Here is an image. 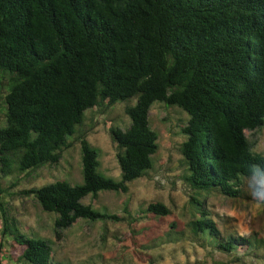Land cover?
<instances>
[{
	"label": "trees",
	"instance_id": "1",
	"mask_svg": "<svg viewBox=\"0 0 264 264\" xmlns=\"http://www.w3.org/2000/svg\"><path fill=\"white\" fill-rule=\"evenodd\" d=\"M127 100H136L126 107L130 125L109 128L119 151L117 180L100 171L84 126L87 111L106 113ZM0 101L2 175L57 166L74 145L68 137L80 143L82 184L24 190L57 216L59 239L81 220L121 219L83 200L128 193L153 170L159 135L150 109L160 101L189 115L181 128V177L193 194L185 229L169 233L171 240L188 233L234 263L264 251L260 234L223 235L208 207L213 195L264 201V186L254 196L243 183L249 164L264 162L247 135L264 128V0H0ZM2 211L1 247L11 243L17 264H67L54 242L24 232ZM141 213L172 215L160 201Z\"/></svg>",
	"mask_w": 264,
	"mask_h": 264
},
{
	"label": "rangeland",
	"instance_id": "2",
	"mask_svg": "<svg viewBox=\"0 0 264 264\" xmlns=\"http://www.w3.org/2000/svg\"><path fill=\"white\" fill-rule=\"evenodd\" d=\"M135 103L136 100L120 101L106 113H86L84 130L88 131V140L99 151L100 171L117 180L121 177L119 151L109 128L113 124L126 129L131 123L126 107ZM188 120L189 115L177 106L154 102L150 109V125L159 135V150L153 157V170L146 177L130 183L128 193L101 191L97 199L89 195L83 200L85 204H91L101 212L118 215L121 219L81 220L62 231L61 239L54 230L57 216L44 211L33 196L24 194V190L56 181L72 185L83 183L81 146L75 141V136L68 137L74 145L65 151L57 166H46L30 175L4 176L0 173V264H17L13 257H17V252L11 243L3 241L5 246L1 247L3 208L17 220L24 232L54 242L59 259L67 264H264V259H261L264 251L260 255L245 257L242 263H234V256L202 247L190 239L188 233L176 241L168 235L185 229L188 218L184 214L193 194L181 177L184 168L180 146L186 139L181 128ZM247 135L255 141V150L264 153V128ZM154 201L166 204L172 215L160 219L141 213ZM208 207L223 235L248 238L260 234L264 238V203L213 195L208 200ZM126 208H129V213ZM131 216L138 221L131 222ZM176 221L178 229L173 228ZM136 237L138 243L153 247L145 249L136 246Z\"/></svg>",
	"mask_w": 264,
	"mask_h": 264
},
{
	"label": "clouds",
	"instance_id": "3",
	"mask_svg": "<svg viewBox=\"0 0 264 264\" xmlns=\"http://www.w3.org/2000/svg\"><path fill=\"white\" fill-rule=\"evenodd\" d=\"M243 183L247 186L250 193L257 195L264 186V162H252L249 164ZM264 203V201H258Z\"/></svg>",
	"mask_w": 264,
	"mask_h": 264
}]
</instances>
